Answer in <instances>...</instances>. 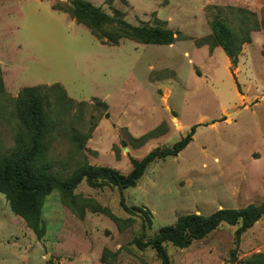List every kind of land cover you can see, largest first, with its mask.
<instances>
[{"label": "rangeland", "instance_id": "1", "mask_svg": "<svg viewBox=\"0 0 264 264\" xmlns=\"http://www.w3.org/2000/svg\"><path fill=\"white\" fill-rule=\"evenodd\" d=\"M87 1L133 25L165 26L175 39L109 44L72 15L69 0H0V153L26 130V87H39L50 125L46 158L60 176L85 163L126 175L131 158L201 125L177 155L148 164L133 187L120 192L82 179L72 203L51 191L40 238L0 192V264H162L133 243L145 220L125 211L121 196L150 212L146 237L182 214L264 201V0ZM214 16L233 29L247 19L250 39L233 58L208 37ZM237 227L222 223L182 248L165 242L170 264H236L229 253ZM235 255L264 264V213L241 233Z\"/></svg>", "mask_w": 264, "mask_h": 264}, {"label": "trees", "instance_id": "2", "mask_svg": "<svg viewBox=\"0 0 264 264\" xmlns=\"http://www.w3.org/2000/svg\"><path fill=\"white\" fill-rule=\"evenodd\" d=\"M72 15L87 25L91 32L103 42L116 44L121 38H131L142 43L170 44L174 41V32L165 26L133 25L119 16L102 11L87 0H69ZM52 9H60L58 3ZM246 18H241L237 29L231 28L225 21L214 16L210 21L211 33L208 37L213 45L220 46L226 56L233 58L242 42L250 39ZM255 23V21H253ZM256 25V24H255ZM105 27H110V31ZM264 54V51H263ZM38 86L23 88L20 96L22 120L25 131L20 132L15 147L10 152L0 153V192L8 199L11 210L20 215L37 238L44 234L40 221L41 207L45 197L58 190L62 197L73 202L72 191L84 179L90 187L111 185L121 192L136 185L145 168L156 159L177 155L192 140L196 128L194 123L189 131L171 146L154 147L141 159L131 158V169L124 175L107 166H93L85 163L66 176H60L49 170L46 158V140L49 134V121L43 110L42 99L37 92ZM120 206L129 213L140 212L144 217L139 235L133 243L139 249L151 248L162 264H170L165 242L177 247H186L192 241L206 236L222 223L238 224L235 230V246L230 250V261L236 264H263L254 259H238L236 246L241 233L251 226L264 213V201L260 204H247L241 208H220L208 215L186 213L178 216L173 224L163 225L150 235H145V225H150V212L147 209L128 206L123 196ZM140 214V216H141Z\"/></svg>", "mask_w": 264, "mask_h": 264}, {"label": "crops", "instance_id": "3", "mask_svg": "<svg viewBox=\"0 0 264 264\" xmlns=\"http://www.w3.org/2000/svg\"><path fill=\"white\" fill-rule=\"evenodd\" d=\"M215 50L218 51V50H219V47H216ZM2 200H4L3 194L0 195V202H1ZM9 210H10V207H9ZM10 212H12V211L10 210ZM1 215H3V214H2L1 209H0V218H1ZM14 216H15V215H14ZM16 218H17V220H18V217H16ZM19 220H20V219H19ZM0 246H2V245H0ZM13 246H17V247H19V245H13ZM38 246H39V248H40V245H38ZM20 248H23L24 251L26 250L27 253H28V248H27V246H25V247L22 246V247H20ZM0 252H1V249H0ZM14 253L17 254V252H15V251H14ZM39 255H40V251H39V254H37V256H38V260H39Z\"/></svg>", "mask_w": 264, "mask_h": 264}]
</instances>
